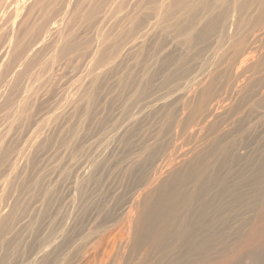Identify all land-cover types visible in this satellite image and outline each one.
<instances>
[{
	"label": "rangeland",
	"instance_id": "obj_1",
	"mask_svg": "<svg viewBox=\"0 0 264 264\" xmlns=\"http://www.w3.org/2000/svg\"><path fill=\"white\" fill-rule=\"evenodd\" d=\"M0 264H264V0H0Z\"/></svg>",
	"mask_w": 264,
	"mask_h": 264
}]
</instances>
